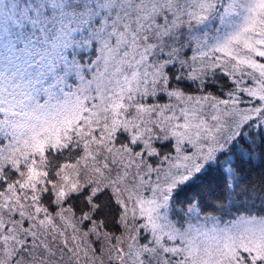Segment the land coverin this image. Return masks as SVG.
Wrapping results in <instances>:
<instances>
[{
  "label": "snow or ice",
  "instance_id": "obj_1",
  "mask_svg": "<svg viewBox=\"0 0 264 264\" xmlns=\"http://www.w3.org/2000/svg\"><path fill=\"white\" fill-rule=\"evenodd\" d=\"M126 29L134 43L155 46L149 63L183 52L166 68L170 89L172 82L191 89L194 81L186 77L195 61L187 68L184 62L211 51L212 64L219 65L215 72L229 85L221 99L238 93L239 107L247 112L243 119L224 121L205 115L207 127L193 139L157 141V148L169 151L143 153L141 160L147 156L154 170L145 177L143 195L151 196L158 211L151 221L133 216L135 264H264V100L244 90L261 78L237 72L234 60L220 63L227 59L225 50L247 51L239 43L246 34L262 39L264 0H0V109L23 101L47 117L54 102L79 94L94 80L109 50L126 56ZM254 55L264 65V43ZM214 81L206 77V87H220ZM5 116L0 111V159L9 139L3 134ZM157 164L166 169L163 176Z\"/></svg>",
  "mask_w": 264,
  "mask_h": 264
},
{
  "label": "trees",
  "instance_id": "obj_2",
  "mask_svg": "<svg viewBox=\"0 0 264 264\" xmlns=\"http://www.w3.org/2000/svg\"><path fill=\"white\" fill-rule=\"evenodd\" d=\"M151 14L149 11L145 15L150 16ZM145 22L141 21V23ZM133 35L130 29H126V32L121 35V47L125 44L129 46L126 56H119L115 51L109 50L104 57L102 70L94 80L83 85L79 94L67 95L70 99L76 98L74 95L82 98L83 106L88 110L91 109L92 112L88 118L84 117L80 121V125L85 124L89 127L85 131L80 130L79 127L81 132L79 136L71 130L67 136L60 129L58 139L45 146L43 163H45L48 175L58 172L57 181L61 180L65 165L75 164L80 159L82 160L85 148L90 141L92 146H98L99 136H103L102 134L109 130L113 121L117 123L113 129L120 128L118 131L124 129L126 133L132 135L140 131L145 138H148L146 129L157 115V120L166 121L169 118L166 122L167 126L178 123V120L183 121L182 124L187 126L191 118L194 127L185 128L190 140L194 138L197 130H202L200 120L205 121V115L213 116V119L219 121L227 118L243 119L247 115L246 110H241L239 107L238 93L232 99H221L222 93L228 89L229 85L215 72V68L219 65L212 64L210 58L213 53L211 51L202 53L200 51L196 57L184 62L183 66L187 68L193 66L195 61L194 70L186 77L194 81L191 89L183 87L182 84L176 85L174 82L170 89L168 85L171 81L166 68L182 58L183 52L180 53V57L174 56L173 60L157 59L149 63V60H141V58L145 55L151 57L155 46H152L151 50L146 49L132 41ZM136 39L138 40V37ZM262 43H264V36L262 39H255L251 35L250 44L243 46L247 51L237 53L227 50V59H221L220 63L228 65L234 60L235 64L232 67L237 72L246 69L251 74L259 75L258 71L251 72V66H259L263 70V66L254 55ZM205 57L209 59L206 60ZM213 76H215L214 82L220 87H206L205 78ZM125 78L131 80L127 85L129 89L122 85ZM262 81L257 80L258 83L255 86L244 90L249 95L264 100V82ZM116 86L120 87L117 92L113 90ZM161 95L164 99H161ZM114 101L118 102L116 108L111 107ZM10 108L13 113L8 109H0L6 113L2 122L3 134L9 137L6 140L4 156L0 159V177H3V183H0V189H2L0 194L7 193L9 186L18 178L19 169L14 166L15 161L20 160L22 156L21 150L28 151L32 146L28 136L14 134L10 126L8 127L9 119L16 117L17 114L13 106ZM199 110L200 113L197 112ZM16 119L23 118L16 117ZM120 119L128 120V123L121 124L118 122ZM89 135L93 136L92 139ZM168 151L166 148L163 152ZM4 167H7L6 175ZM125 176L129 182L130 174L126 170ZM9 180L12 181L11 184L8 183ZM74 184L78 187L80 186L78 184L82 183L76 179ZM95 191L96 189L92 188L85 195L84 191L74 192L73 186L70 185L61 193L59 191L52 193L50 190L43 193L38 192L40 195L37 193L35 198L38 199V203L46 210L49 217L54 219V227L46 226L44 222L36 226L37 223L31 218L32 210H29V207L22 202L20 203L23 206H17V200L14 198L12 199L15 203L6 206L4 214L1 211L3 205L0 203V226H4L2 235H0V264H135V258L139 257V249L135 243H133L136 247L134 252H127L124 257L117 255L119 249L116 247H112L116 253H111L110 256H99L103 254L104 247L100 246L98 237L91 234H97L103 238L104 233H118L120 216L123 213L128 214L130 208H125L122 203L119 204L118 198L110 194L107 189L101 188L96 193ZM117 205L120 207L118 208ZM69 213L71 217H74L76 224L81 222L82 230L87 238L95 237L92 248H90L91 252L81 247L84 242L83 238L80 241L74 238L75 224L72 225ZM134 222L136 225V221ZM62 235L65 236V243L61 241Z\"/></svg>",
  "mask_w": 264,
  "mask_h": 264
},
{
  "label": "rangeland",
  "instance_id": "obj_3",
  "mask_svg": "<svg viewBox=\"0 0 264 264\" xmlns=\"http://www.w3.org/2000/svg\"><path fill=\"white\" fill-rule=\"evenodd\" d=\"M238 23L243 22L238 21ZM250 37V34H246V38L242 37L239 43L243 44V46L249 45ZM202 52L203 51H201V53ZM149 58V55H145L141 60H149ZM262 66L263 70H261L259 66H251V72L258 71L259 77L264 81V65ZM244 71L247 70L244 69ZM129 82H131V80L125 78L123 79L122 85L127 86ZM119 88L120 87L116 86L113 90L117 92ZM127 89H129L128 86ZM74 96L77 99H70L67 96L63 100L61 99L60 101L54 102L56 107L45 118L38 116L36 112L28 109L23 101L10 105L14 107V112H17L16 117H21L23 119H16V117L9 119L8 127L10 126L14 134L25 137L28 136L32 146L28 151L21 150L22 156L20 160L18 159L15 161L14 167L19 169L18 178L9 186L7 193L0 194V203L3 205L1 211H3L4 214L6 206L15 203L12 199L14 198L17 200V206H23V204L21 205L20 203L22 202L29 207V210H32L33 215H31V218L37 223L36 226L44 222L46 226L54 227V219L49 217L46 210L38 203V199L35 198L38 192L43 193L46 190H50L52 193L56 191L61 193L70 185L73 186L74 192L84 191L85 195L92 188L96 189L95 193L101 188L107 189L110 194L118 198L119 204L122 203L125 208H130L133 214H131L129 209L128 214L123 213L120 216L118 233H104L103 238H101V236L99 237L97 234L91 235L98 237L100 246L104 247L103 254H99V256H110L111 253H116V250L112 248L116 247L119 250H123L120 256L124 257L127 252L132 253L134 252L133 250L136 249L133 241L130 239L136 226L133 216H136L138 219L148 217V220L151 221L153 219V214L158 211V206L155 201L151 199V196L145 197L143 195L145 190L144 186L148 184V180H146L145 177L148 176L149 172H154V170L148 163V157L145 156L144 159L141 160V156L144 152H148L149 155H158L159 152L165 151L166 147H156L157 141L163 145L165 141L172 139L180 142L189 140L185 128L194 127V122L190 118L187 126L182 124L183 121L181 122L179 120L178 123L175 122L176 124L167 126L166 122L169 118L166 121H163L164 119L157 120V115L151 121V125L146 129L149 137L145 138L140 131L132 135L126 133L124 129L121 131H118L120 128L113 129L117 125L116 121H113L109 130H106V132L102 134L103 136H99L98 139L100 140L97 142L98 146H92V142L90 141L85 148V155L82 160L80 159L81 162L65 165L62 178L60 181H57L56 175L58 172L48 175L44 165L45 163H43V151L45 146L58 139L60 133L58 131L60 129L67 136L70 134L69 130L75 131L79 136L81 134L80 130L85 131L89 127V125L85 124L80 125V121H82L84 117L88 118L92 110H88V108L83 106L84 101L82 98L76 95ZM252 97L259 98L257 96ZM10 106L3 110L8 109L13 113ZM111 107H118V102L114 101ZM20 108H23L24 111H18ZM197 112L200 113V110ZM200 121L202 123V129L207 127L206 121ZM118 122L126 124L128 120L120 119ZM89 137L92 139L93 136L89 135ZM136 148H139L138 152L134 151ZM77 165H79V167H77ZM156 169L161 171L162 176L166 171L160 164L156 165ZM125 170L130 174L129 182L125 176ZM76 179H79L82 183L78 184L80 185L78 187L74 184ZM153 183L155 182L153 181ZM125 188H127L126 192ZM134 188L138 189L140 192L139 199L136 198L137 193L134 191ZM133 200L136 201L135 207L132 203ZM68 216L70 217L72 225L75 224V230L73 229L74 238L78 241L83 238L84 242L81 247H85L86 250L91 252L90 248H92L95 237L90 236L87 238L86 233L82 230L81 222L76 224L74 217H71L70 213ZM3 227L4 226H0V235H2L1 232ZM149 227H158V225L149 223ZM64 237L65 236L62 235L61 241L65 243ZM85 238L87 239L85 240Z\"/></svg>",
  "mask_w": 264,
  "mask_h": 264
}]
</instances>
